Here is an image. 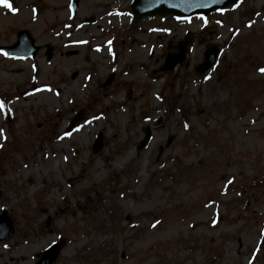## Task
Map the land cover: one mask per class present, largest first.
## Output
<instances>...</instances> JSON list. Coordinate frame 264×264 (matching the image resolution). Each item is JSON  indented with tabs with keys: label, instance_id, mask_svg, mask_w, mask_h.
<instances>
[{
	"label": "rangeland",
	"instance_id": "rangeland-1",
	"mask_svg": "<svg viewBox=\"0 0 264 264\" xmlns=\"http://www.w3.org/2000/svg\"><path fill=\"white\" fill-rule=\"evenodd\" d=\"M29 1L0 5V44L28 29L54 52L48 62L42 47L17 70L22 59L0 53V101L11 109H0V214L15 227L0 242V264H35L59 241L52 264H264V0L134 26L132 0H79L76 14L67 0ZM77 25L87 42L66 66ZM187 31V59L165 70L168 41ZM214 45L216 64L197 73ZM38 75L49 98L24 97ZM95 112L98 125L78 133ZM146 127L153 137L138 151Z\"/></svg>",
	"mask_w": 264,
	"mask_h": 264
},
{
	"label": "water",
	"instance_id": "water-1",
	"mask_svg": "<svg viewBox=\"0 0 264 264\" xmlns=\"http://www.w3.org/2000/svg\"><path fill=\"white\" fill-rule=\"evenodd\" d=\"M236 0H134L131 8L133 10L132 24L140 21L147 15H163L169 14L182 15L188 17L190 15L203 12L207 14L214 9H222L229 3ZM77 4V1L75 2ZM188 45V40L180 44V52L178 54H170L165 63V67L168 70H172L175 65L185 59V51ZM39 47L34 45V39L31 37L27 30H22L18 33V42L13 46H0V51L6 52L10 55L17 57L35 56ZM219 53V48L211 47L206 52V58L203 64L197 67L198 71L207 70L216 60ZM48 59L52 56V50L48 51ZM82 116L76 118L70 129L81 119ZM152 134L151 131H146L145 139L140 143L138 149H142L146 143L150 140ZM103 147V134L100 133L94 144V151L97 152ZM14 233V228L11 219L4 212L0 216V240L11 236ZM61 243L55 244L47 249L42 255V259L38 264H50L59 254Z\"/></svg>",
	"mask_w": 264,
	"mask_h": 264
},
{
	"label": "bare ground",
	"instance_id": "bare-ground-1",
	"mask_svg": "<svg viewBox=\"0 0 264 264\" xmlns=\"http://www.w3.org/2000/svg\"><path fill=\"white\" fill-rule=\"evenodd\" d=\"M29 3H33V0H30ZM55 7H58V6H55ZM59 10V8H58ZM46 15H41V17H38L37 21L38 23H42L44 22V19H45ZM79 31V26H73L71 27V29L69 30V33H68V41L71 43V49H70V53H68L66 56V58L64 59V64L66 66H72L75 62H78L79 61V48L81 45H83L84 43L87 42V40L85 39L84 37V34H81L80 31ZM75 33H76V36H75ZM75 36V38H74ZM74 38V39H73ZM90 40L92 41H96L97 39V34L96 33H93L90 35ZM101 43H96V42H93V45L94 47L96 46H99ZM118 60V59H117ZM26 60H20L18 61L19 63H17L14 67H13V70H17L19 68H23V67H29V64L25 62ZM123 71V70H122ZM210 73V71L208 72V74ZM125 74L128 75V71H125ZM32 80H33V86L31 88H28L26 90H23V96L24 97H30L32 95H41L42 97H46V98H49V93H44L43 92V86L46 84L45 82L42 81L41 79V76H34V77H31ZM76 82L79 80V77H76L75 79ZM129 81H133V79H127ZM59 98V97H58ZM55 99H52L51 101H54ZM7 110L9 111V113H11V109H9V107H7ZM72 110L70 109H66L64 111H62L61 113V121L64 122L68 119L69 115L71 114ZM60 114V113H59ZM101 113L99 112H95L92 116H89L88 118H86L80 125V128L78 129V133H83V132H88L90 130V128L92 126H96L98 125L97 124V120L98 118L100 117ZM136 120H133V126L136 124ZM104 128H107V126L105 125H101L100 126V129H104ZM75 132H73L71 134V136L68 137V139L71 137V139L73 138V142L76 141V137H75ZM113 134H108V136H112ZM98 156H101L102 158L105 156L103 153H100L98 154ZM53 160H58V157H55V158H52ZM81 161L84 162V159L81 158ZM142 178H140L139 182L141 181ZM67 196H65V199L67 200ZM23 259H25V256H23Z\"/></svg>",
	"mask_w": 264,
	"mask_h": 264
},
{
	"label": "snow or ice",
	"instance_id": "snow-or-ice-1",
	"mask_svg": "<svg viewBox=\"0 0 264 264\" xmlns=\"http://www.w3.org/2000/svg\"><path fill=\"white\" fill-rule=\"evenodd\" d=\"M0 5L4 6L7 9L12 10V11H16V9L13 8L10 0H0ZM4 54L7 55V53H4ZM260 71L262 73H264V68L260 69ZM4 107H5L4 102L3 101H0V109H3Z\"/></svg>",
	"mask_w": 264,
	"mask_h": 264
}]
</instances>
